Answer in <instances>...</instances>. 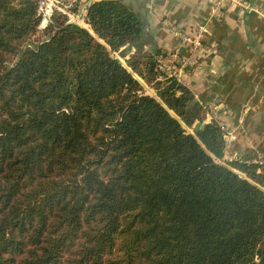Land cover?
Instances as JSON below:
<instances>
[{
  "label": "trees",
  "instance_id": "1",
  "mask_svg": "<svg viewBox=\"0 0 264 264\" xmlns=\"http://www.w3.org/2000/svg\"><path fill=\"white\" fill-rule=\"evenodd\" d=\"M39 2L0 0V264H264V168L223 160L142 19Z\"/></svg>",
  "mask_w": 264,
  "mask_h": 264
},
{
  "label": "crops",
  "instance_id": "2",
  "mask_svg": "<svg viewBox=\"0 0 264 264\" xmlns=\"http://www.w3.org/2000/svg\"><path fill=\"white\" fill-rule=\"evenodd\" d=\"M98 1L65 0L75 16ZM122 1L145 23L146 49L163 52V70L209 108L207 123L215 119L233 136L223 160L264 154V0H242L249 10L226 5L217 16L210 0ZM204 23L209 35L198 48L170 32L176 26L190 33ZM80 26L92 32L86 20Z\"/></svg>",
  "mask_w": 264,
  "mask_h": 264
},
{
  "label": "built area",
  "instance_id": "3",
  "mask_svg": "<svg viewBox=\"0 0 264 264\" xmlns=\"http://www.w3.org/2000/svg\"><path fill=\"white\" fill-rule=\"evenodd\" d=\"M214 8L212 10V16H217L220 14L221 10L226 5H237L242 7L243 9L249 10L250 8L243 4L242 0H210ZM73 5L66 3L65 0H40L38 7V15L41 18L40 29H45L54 14V12L59 11L66 14L69 18L70 23H74L77 25H81L82 21H85L87 15V9L85 8L83 11L77 12L76 16L72 12ZM170 32L180 40L182 44L191 45L193 48L201 47L204 40L209 35V29L207 24H202L198 26L195 30L190 33L182 31L178 27L174 26L170 29ZM175 57H178V52L175 53ZM162 60H160L161 62ZM185 62V61H184ZM161 64V63H160ZM161 70L163 67L161 65ZM164 71V70H163ZM233 139L232 135H228L226 137V148L231 143ZM242 161V160H240ZM242 162L246 163H255L264 168V154L260 153L252 160H243Z\"/></svg>",
  "mask_w": 264,
  "mask_h": 264
},
{
  "label": "rangeland",
  "instance_id": "4",
  "mask_svg": "<svg viewBox=\"0 0 264 264\" xmlns=\"http://www.w3.org/2000/svg\"><path fill=\"white\" fill-rule=\"evenodd\" d=\"M115 57L120 59L121 62L125 64V59L123 57H121L119 54H116Z\"/></svg>",
  "mask_w": 264,
  "mask_h": 264
},
{
  "label": "water",
  "instance_id": "5",
  "mask_svg": "<svg viewBox=\"0 0 264 264\" xmlns=\"http://www.w3.org/2000/svg\"><path fill=\"white\" fill-rule=\"evenodd\" d=\"M202 128V125L201 124H198L197 125V129H201Z\"/></svg>",
  "mask_w": 264,
  "mask_h": 264
}]
</instances>
